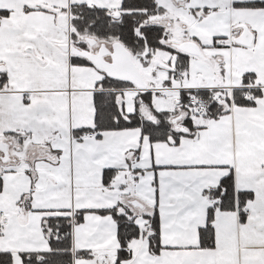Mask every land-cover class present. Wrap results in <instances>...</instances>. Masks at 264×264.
<instances>
[{
    "label": "snow or ice",
    "instance_id": "1",
    "mask_svg": "<svg viewBox=\"0 0 264 264\" xmlns=\"http://www.w3.org/2000/svg\"><path fill=\"white\" fill-rule=\"evenodd\" d=\"M0 264H264V0H0Z\"/></svg>",
    "mask_w": 264,
    "mask_h": 264
}]
</instances>
